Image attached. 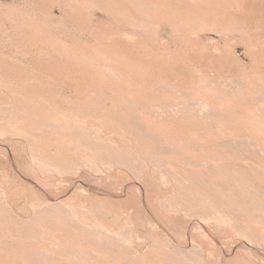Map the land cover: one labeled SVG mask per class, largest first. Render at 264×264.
<instances>
[{
	"label": "rangeland",
	"instance_id": "rangeland-1",
	"mask_svg": "<svg viewBox=\"0 0 264 264\" xmlns=\"http://www.w3.org/2000/svg\"><path fill=\"white\" fill-rule=\"evenodd\" d=\"M111 1L0 0V264H264V0Z\"/></svg>",
	"mask_w": 264,
	"mask_h": 264
},
{
	"label": "bare ground",
	"instance_id": "bare-ground-1",
	"mask_svg": "<svg viewBox=\"0 0 264 264\" xmlns=\"http://www.w3.org/2000/svg\"><path fill=\"white\" fill-rule=\"evenodd\" d=\"M107 1V0H106ZM113 1V0H112ZM111 1V2H112ZM152 1V0H151ZM150 1V2H151ZM141 2V1H140ZM140 2H137V3H140ZM146 2V1H145ZM101 3V2H100ZM105 3V2H104ZM109 3V2H108ZM142 3H144V2H142ZM153 3V2H152ZM119 4H121V3H119ZM145 4V3H144ZM149 4V3H148ZM155 4V3H154ZM141 5V4H140ZM150 5H151V3H150ZM243 5V4H242ZM120 6V5H119ZM226 7H227V5H225ZM121 7V6H120ZM124 7V6H123ZM103 8H105V7H103ZM119 8V7H118ZM127 8V7H126ZM146 8V7H145ZM145 8H143V9H145ZM171 8V7H170ZM187 8V7H186ZM190 8H191V6H190ZM189 8V9H190ZM228 8V7H227ZM174 9V8H173ZM130 10V9H129ZM146 10H148V9H146ZM228 10V9H227ZM123 11V10H122ZM125 11V10H124ZM123 11V12H124ZM136 11H138V10H136ZM141 11V10H140ZM122 12V13H123ZM128 12V11H127ZM132 11H130V13H131ZM149 12H150V10H149ZM153 12V11H152ZM140 13V12H139ZM142 13V12H141ZM240 14V13H239ZM114 15V14H113ZM121 15H123V14H121ZM144 15V14H143ZM154 15H155V13H154ZM251 15V14H250ZM130 16V15H129ZM133 16V15H132ZM136 16V15H135ZM149 16V15H148ZM123 17V16H122ZM140 17V16H139ZM132 18V17H131ZM135 18V17H134ZM152 18H153V16H152ZM124 19H125V17H124ZM158 19V18H157ZM231 19V18H230ZM246 21V20H245ZM244 22V21H243ZM239 23V22H238ZM245 23V22H244ZM207 24V23H206ZM153 25V24H152ZM196 25V24H195ZM208 27H209V25H208ZM244 27V26H243ZM238 30V29H237ZM264 31V30H263ZM260 32V31H259ZM257 39V38H256ZM202 46V45H201ZM209 58V57H208ZM4 60V59H3ZM12 68V67H11ZM196 75V74H195ZM202 75V74H201ZM262 76V75H261ZM192 77V76H191ZM204 78H209V77H204ZM261 78V77H260ZM258 80V79H257ZM206 81V80H205ZM207 81H210V79H207ZM213 81V80H212ZM250 81V80H249ZM261 81V80H260ZM209 83V82H208ZM259 83H261V82H259ZM250 85H252V84H250ZM256 86V85H255ZM262 86H263V83H262ZM213 87V86H212ZM252 87V86H251ZM247 88V87H246ZM253 88V87H252ZM248 89V88H247ZM258 89V88H257ZM248 92V91H247ZM250 96V95H249ZM262 97V96H261ZM196 98H198V97H196ZM263 98V97H262ZM19 104V103H18ZM227 105V104H226ZM7 107V106H6ZM261 109V108H260ZM4 110V109H3ZM264 110V109H263ZM12 111V110H11ZM255 111H257V110H255ZM261 111H262V109H261ZM255 114H257V113H255ZM263 115H264V113H263ZM254 116V115H253ZM257 118V117H256ZM261 118V117H260ZM54 119V118H53ZM55 121V120H54ZM248 124V123H247ZM257 125V124H256ZM205 127V126H204ZM245 127V126H244ZM247 128H250V127H247ZM264 128V127H263ZM194 129V128H193ZM234 129V128H233ZM211 130V129H210ZM256 130V129H255ZM191 131V130H190ZM243 131V130H242ZM180 132V131H179ZM245 132V131H244ZM204 133V132H203ZM146 134V133H145ZM150 134V133H149ZM202 134V133H201ZM204 134H206V133H204ZM204 134H202V135H204ZM234 135V134H233ZM152 136V135H151ZM220 136V135H219ZM227 136V135H226ZM154 137V136H153ZM159 137H161V136H159ZM193 138H194V136H193ZM240 138V137H239ZM162 139V138H161ZM205 139H207V138H205ZM244 139V138H243ZM157 140V139H156ZM228 140V139H227ZM194 141H196V140H194ZM217 141H218V139H217ZM259 141H261V140H259ZM258 141V142H259ZM183 142V141H182ZM184 142H185V140H184ZM191 142H193V141H191ZM190 142V143H191ZM223 142V141H222ZM161 143H163V142H161ZM199 143H200V141H199ZM218 143V142H217ZM249 143V142H248ZM260 143V142H259ZM151 144V143H150ZM212 144V143H211ZM223 144V143H222ZM241 144H242V141H241ZM244 144V143H243ZM260 144H262V143H260ZM156 145V144H155ZM154 145V146H155ZM199 145V144H198ZM213 145V144H212ZM217 145V144H216ZM232 145H234V144H232ZM236 145V144H235ZM152 146V145H151ZM153 146V147H154ZM201 146V145H200ZM200 146H199V148H200ZM223 146V145H222ZM242 146V145H241ZM189 147V146H188ZM195 147V146H194ZM205 147V146H204ZM223 147H226V146H223ZM254 147H256V146H254ZM238 148V147H237ZM243 148V147H242ZM263 148V147H262ZM239 149H241V148H239ZM247 149V148H246ZM196 150V149H195ZM204 150H205V148H204ZM238 150V149H237ZM210 151V150H209ZM223 151H224V149H223ZM225 151H228V150H225ZM231 152V151H230ZM255 152V151H254ZM201 153V152H200ZM220 153V152H219ZM221 153H222V151H221ZM232 153V152H231ZM234 153L236 154V151L234 150ZM233 153V154H234ZM239 153H241V152H239ZM262 153V152H261ZM202 154V153H201ZM208 155H209V153H207ZM215 154V153H214ZM243 154V153H242ZM205 155V154H204ZM247 155V154H246ZM187 156V155H186ZM216 156V155H215ZM219 156V155H218ZM222 156V155H221ZM236 156V155H235ZM245 156V155H244ZM263 156V155H262ZM190 157V156H189ZM209 157H211V156H209ZM260 157V156H259ZM183 158V157H182ZM186 158V157H185ZM206 158V157H205ZM264 157H262V159H263ZM163 159V158H162ZM223 159V158H222ZM138 160V159H137ZM187 160V159H186ZM255 160V159H254ZM156 161V160H155ZM190 161V160H189ZM151 162V161H150ZM185 162V161H184ZM188 162V161H187ZM191 162H193V161H191ZM209 162V161H208ZM259 162V161H258ZM257 162V163H258ZM144 163V162H143ZM221 163V162H220ZM263 163H264V161H263ZM188 164V163H187ZM216 164V163H215ZM219 164V163H218ZM217 164V165H218ZM221 165H223V164H221ZM242 165V164H241ZM256 165V164H255ZM228 166V165H227ZM251 166V165H250ZM257 166V165H256ZM175 166H173V168H174ZM190 167V166H189ZM241 167V166H240ZM220 168V167H219ZM229 168V167H228ZM250 168V167H249ZM185 169H187V168H185ZM225 169V168H224ZM258 169V168H257ZM195 170V169H194ZM175 171V170H174ZM189 171V170H188ZM207 171V170H206ZM221 171H222V169H221ZM247 171V170H246ZM179 172V171H178ZM182 172H184V171H182ZM190 172H191V170H190ZM199 172H201V171H199ZM210 172V171H209ZM249 172V171H248ZM186 173V172H185ZM211 173V172H210ZM227 173V172H226ZM239 173V172H238ZM244 173V172H243ZM257 173V172H256ZM187 174V173H186ZM217 174V173H216ZM231 174V173H230ZM237 174V173H236ZM255 174V173H254ZM179 175V174H178ZM194 175V174H193ZM220 175V174H219ZM238 175H241V174H238ZM180 176H181V174H180ZM179 176V177H180ZM202 176V175H201ZM222 176V175H221ZM263 176V175H262ZM191 177V176H190ZM192 177H194V176H192ZM203 177V176H202ZM201 177V178H202ZM211 177V176H210ZM216 177V176H215ZM239 177H241V176H239ZM244 177V176H243ZM188 178V177H187ZM204 178V177H203ZM217 178V177H216ZM203 180V179H202ZM207 180H209V179H207ZM231 180H233V179H231ZM254 180V179H253ZM261 181V180H260ZM244 182V181H243ZM250 182V181H249ZM254 182H255V180H254ZM212 183V182H211ZM253 183V182H252ZM215 184V183H214ZM230 184V183H229ZM254 184V183H253ZM219 185V184H218ZM215 186V185H214ZM242 186H244V185H242ZM213 187V186H212ZM199 188H201V187H199ZM228 188V187H227ZM249 188V187H248ZM251 188V187H250ZM254 188V187H253ZM254 189H258V188H254ZM260 189V188H259ZM219 190V189H218ZM221 190V189H220ZM219 190V191H220ZM224 190V189H223ZM229 190V189H228ZM246 190H248L247 192H249V189H246ZM251 190V189H250ZM261 190V189H260ZM259 190V191H260ZM206 191V190H205ZM255 191V190H254ZM263 191V190H262ZM225 193H226V191H224ZM244 192V191H243ZM251 192H253V191H251ZM256 192V191H255ZM193 193V192H192ZM222 193V192H221ZM231 193V192H230ZM250 193V192H249ZM260 194V193H259ZM209 195V194H208ZM234 196H236V195H234ZM230 197V196H229ZM240 197V196H239ZM257 195H255V194H251L250 196H249V199H248V201L247 202H249V200L251 199V200H256L257 199ZM210 198V197H209ZM247 198H248V196H247ZM246 197H245V199H247ZM261 198V197H260ZM227 199V198H226ZM234 199H236V198H234ZM244 199V198H243ZM212 200V199H211ZM258 200V199H257ZM264 199H262V201H263ZM251 203V202H250ZM258 204V203H257ZM255 206V205H254ZM264 206V205H263ZM262 207V206H261ZM11 211V210H10ZM235 215V214H234ZM252 216V215H251ZM251 216H249V217H251ZM261 216V215H260ZM259 217V216H258ZM262 217V216H261ZM264 217V216H263ZM114 219V218H113ZM250 219V218H249ZM256 222V221H255ZM241 223V222H240ZM251 223H252V221H251ZM246 223H241V228L243 229V230H245V229H247L248 228V226L247 225H245ZM253 224V223H252ZM110 226V225H109ZM254 226V225H253ZM264 225H262V227H263ZM103 231V230H102ZM257 231H259V230H257ZM263 231V230H262ZM110 232V231H109ZM241 232H243V231H241ZM256 233H258V232H256ZM242 235H244V234H242ZM121 237V236H120ZM46 238V237H45ZM61 240V239H60ZM42 241V240H41ZM62 243V242H61ZM100 244V243H99ZM185 244V243H184ZM250 244V243H249ZM192 246V245H191ZM195 247V246H194ZM193 248V247H192ZM189 249V248H188ZM28 250V249H27ZM117 252V251H116ZM120 252V251H119ZM36 254V253H35ZM109 255V254H108ZM127 255V254H126ZM203 256V255H202ZM20 260V259H19ZM6 261H7V259H6ZM29 261V260H28ZM4 262V261H3ZM2 263V262H1ZM6 263V262H5ZM4 263V264H5ZM29 263H30V261H29ZM42 264V263H41Z\"/></svg>",
	"mask_w": 264,
	"mask_h": 264
}]
</instances>
